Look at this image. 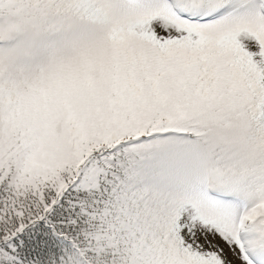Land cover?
I'll use <instances>...</instances> for the list:
<instances>
[{
	"label": "snow or ice",
	"instance_id": "6c2138e0",
	"mask_svg": "<svg viewBox=\"0 0 264 264\" xmlns=\"http://www.w3.org/2000/svg\"><path fill=\"white\" fill-rule=\"evenodd\" d=\"M0 264H264V0H0Z\"/></svg>",
	"mask_w": 264,
	"mask_h": 264
}]
</instances>
